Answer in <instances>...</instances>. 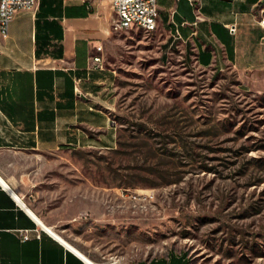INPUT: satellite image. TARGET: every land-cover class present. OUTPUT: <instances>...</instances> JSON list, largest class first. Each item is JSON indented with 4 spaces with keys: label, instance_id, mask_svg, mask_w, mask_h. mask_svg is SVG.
<instances>
[{
    "label": "rangeland",
    "instance_id": "374dc122",
    "mask_svg": "<svg viewBox=\"0 0 264 264\" xmlns=\"http://www.w3.org/2000/svg\"><path fill=\"white\" fill-rule=\"evenodd\" d=\"M104 49L116 146L5 156L0 173L95 261L264 264V71L199 67L159 28Z\"/></svg>",
    "mask_w": 264,
    "mask_h": 264
},
{
    "label": "crops",
    "instance_id": "0c3cea01",
    "mask_svg": "<svg viewBox=\"0 0 264 264\" xmlns=\"http://www.w3.org/2000/svg\"><path fill=\"white\" fill-rule=\"evenodd\" d=\"M158 6V28L199 67L264 71V0H158ZM114 19L111 0H39L38 9L15 14L8 35L0 34V159L116 146L115 75L92 60L100 45L105 58ZM21 200L0 173V264H87ZM21 231L31 237L22 240ZM139 264L185 259L169 254Z\"/></svg>",
    "mask_w": 264,
    "mask_h": 264
},
{
    "label": "built area",
    "instance_id": "2783aa9c",
    "mask_svg": "<svg viewBox=\"0 0 264 264\" xmlns=\"http://www.w3.org/2000/svg\"><path fill=\"white\" fill-rule=\"evenodd\" d=\"M39 7V0H0V29L2 36L6 37L9 32L10 23L20 11H34ZM111 7L115 14L112 22L111 31L119 32L122 30L138 29V24H147V32H152L158 28L160 8L158 0H111ZM260 23H264L262 17ZM232 35L236 33V26L229 27ZM98 52L93 56V67L101 68L105 60L103 46H96ZM22 240H27L31 236L26 231L19 234ZM97 264H111L110 262H100Z\"/></svg>",
    "mask_w": 264,
    "mask_h": 264
},
{
    "label": "bare ground",
    "instance_id": "6f19581e",
    "mask_svg": "<svg viewBox=\"0 0 264 264\" xmlns=\"http://www.w3.org/2000/svg\"><path fill=\"white\" fill-rule=\"evenodd\" d=\"M24 1H34V0H24ZM138 29H142L144 31H147V24H138ZM0 34H2V29H0ZM22 204L32 213V215L38 220V222L48 231L50 232L54 237H56L59 241H61L64 245H66L68 248L73 250L76 254H78L83 260L87 262V264H97V261L89 257L86 253H84L82 250H80L77 246H75L73 243L65 239L62 235H60L54 227L46 224L43 222L30 208L21 200Z\"/></svg>",
    "mask_w": 264,
    "mask_h": 264
}]
</instances>
